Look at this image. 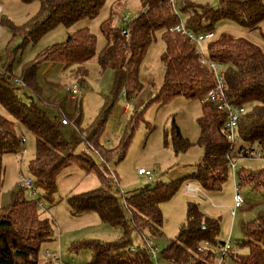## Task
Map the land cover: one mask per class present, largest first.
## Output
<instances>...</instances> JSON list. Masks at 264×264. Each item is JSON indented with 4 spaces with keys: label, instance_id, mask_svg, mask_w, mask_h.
Instances as JSON below:
<instances>
[{
    "label": "trees",
    "instance_id": "trees-1",
    "mask_svg": "<svg viewBox=\"0 0 264 264\" xmlns=\"http://www.w3.org/2000/svg\"><path fill=\"white\" fill-rule=\"evenodd\" d=\"M36 1L39 2V12L27 23L21 26L9 23L13 34L36 40L57 25L69 27L83 18L98 16L105 3V0ZM140 3L141 9L129 22L106 26V41L96 54L101 70L111 68L114 71L112 88L95 121L88 129L79 132L87 147L94 149L100 157V164L94 163L86 152H74V146L62 133L64 124L61 120H67L59 113L63 110V101H43L37 81L39 65L49 62L61 63L62 68L80 82L86 78L85 63L95 54L96 42L94 33L87 26L77 27L62 42L37 52L22 64L16 77L11 73L12 63L7 69L0 70V108L3 111L0 112V192L3 155L22 147L24 131L34 136L35 153L27 166L34 185L36 183L44 194L55 190L58 173L69 165L72 157L88 163L87 168L97 173L100 186L69 194L67 198L71 211H94L102 221L122 229L121 236L112 242L76 244V249L88 247L91 250V264H157L150 258L145 241L162 234L160 202L168 199L181 183L195 184L205 192L218 191L227 178L231 157H247L246 152L241 150L245 147L264 153V52L261 47L225 32L216 37L214 34L204 43L206 59L223 65L227 99L232 104L245 107L238 122L241 144L234 150L223 133L225 114L218 111L213 103L202 102L213 86L211 72L199 61L188 38L169 30L179 23L195 32L214 30V24L222 18L242 27L255 28L264 20V0H217L215 6L183 2L179 9L185 13L184 22L171 9L168 0H140ZM108 20L110 17L103 23ZM156 31H160L164 44L160 54L163 81L157 97L167 99L181 95L200 101L196 143L203 148V152L194 170L182 178L168 182L157 180L122 192L114 173L107 167V161L122 156L131 132L123 134L122 145L115 148L105 147L100 141V133L118 91L125 89L126 95H130L141 89L138 80L140 61ZM10 75L19 82L9 79ZM20 88L38 95L40 102L32 96L23 99ZM63 113L77 123L78 115L65 114L64 110ZM169 131L174 152L191 146L192 143L174 122ZM236 181L238 186L264 189V164L255 169L240 168L236 171ZM38 197L28 198L20 188L11 194L6 206H0V264H51L50 260L42 262L38 259L40 245L51 241L54 235L50 221L41 218L38 213ZM218 229L217 218L205 215L197 203L188 201L178 233L166 242L158 257L160 254L169 264H207L214 251L207 246L203 250L198 248L216 244ZM132 230L143 235V243L136 247L131 243ZM241 231L242 237L228 251L231 264H264V210L256 218L242 222ZM243 247L247 248L245 254L238 252Z\"/></svg>",
    "mask_w": 264,
    "mask_h": 264
},
{
    "label": "rangeland",
    "instance_id": "rangeland-1",
    "mask_svg": "<svg viewBox=\"0 0 264 264\" xmlns=\"http://www.w3.org/2000/svg\"><path fill=\"white\" fill-rule=\"evenodd\" d=\"M183 2L214 6L217 4V0H175L174 12L182 22L185 13L179 7ZM140 4V0H105L98 16L83 18L69 27L57 25L33 40L30 37L23 39L20 34H13L9 23L15 26L27 23L39 12V2L0 0V70L7 69L12 63L11 73L15 77L20 74L23 63L32 59L42 49L62 42L67 34L77 27L87 26L94 33L95 54L85 63L87 75L82 82L62 68L61 63L50 62L39 65L37 81L40 98L43 101L50 103V100H62L65 114L69 113L75 117L78 115L79 119L74 123L72 118L64 115L63 110H59L61 118L68 120V125L64 124L62 127V133L74 146L75 153L86 152L96 164L101 163L100 157L94 149L87 147L82 141L79 131L88 129L104 107L112 88L114 75L111 68L100 69L96 54L106 41L104 36L106 26L124 23L121 17L125 14H128L129 19H133L141 9ZM109 17L110 20L103 23L104 19ZM214 26L215 37L221 32L242 37L260 46L264 52V20L255 28H247L235 24L230 19L222 18ZM163 48L160 31H156L154 39L149 43L140 61L138 80L141 89L139 92L129 93L130 95H126L125 89L118 91L100 133L102 144L107 148H115L119 144L122 145L123 134L131 132L122 156L107 161V167L114 173L122 192L132 191L157 180L168 182L182 178L194 170L202 156L203 148L196 143L199 132L197 118L201 114L200 101L197 98L181 95L167 99L157 97L163 81V67L160 62ZM73 84L79 88V92L71 97L69 89ZM19 91L23 99L27 100L32 96L35 101H39L35 93L25 88H20ZM45 102L43 104L46 105ZM0 112H3L1 108ZM172 122L192 143L184 151L174 152L172 148L169 134ZM23 139L21 148L3 155L0 206H6L10 202L11 194L20 190L22 177H32L27 164L34 156L35 140L34 136L26 131L23 132ZM257 153L249 157H236L233 163H229L227 178L220 190L205 192L199 189L198 191L191 186L187 189L186 184L181 183L168 199L160 202L162 234L153 239L158 253L162 251L166 242L178 233L185 218L188 201L197 203L205 215L217 218L218 242L230 240L234 244L242 237L241 223L256 218L264 210V189L239 186L238 192L244 201L231 214L237 182L236 171L240 168L261 167L264 164V158L261 157L263 153L260 152L261 156ZM87 167L88 163L85 164L79 158L72 157L69 165L58 173L55 190L47 195L35 183L39 196L38 213L41 218L50 221L54 234L51 241L40 245L38 259L42 262L50 260L51 264H91V250L88 247L76 249L75 246L93 241L112 242L122 234L119 226L102 221L94 211L77 213L71 211L67 198L69 194L100 186V179L95 170ZM139 168L149 170L151 177L138 174ZM130 235L133 247L143 243L142 234L132 230ZM216 244L208 245L210 251L216 249ZM238 252L245 254L247 248H240ZM216 263V256L213 255L207 264ZM157 264L169 263L159 254ZM227 264H231L230 259Z\"/></svg>",
    "mask_w": 264,
    "mask_h": 264
},
{
    "label": "built area",
    "instance_id": "built-area-1",
    "mask_svg": "<svg viewBox=\"0 0 264 264\" xmlns=\"http://www.w3.org/2000/svg\"><path fill=\"white\" fill-rule=\"evenodd\" d=\"M171 9L175 11V0H168ZM1 12V8H0ZM123 22H129L131 19H129L128 14H125L121 17ZM170 31L178 32L181 35L188 38V40L191 42V44L194 46L195 53L199 56V61L206 65V67L209 69V71L212 74L213 77V86L206 92L204 97L202 98V102H211L215 105L216 109L218 111H221L225 114V122L223 125V133L225 135L226 140L230 144V146L235 150L240 144L241 139L238 135V122L245 112V107L240 105L232 104L226 96V84L223 78V65L218 61H209L205 57L204 53V43L208 40L212 39L214 36L213 30L208 31H191L184 27L182 23L176 24L172 26ZM9 79H11L14 82H19V80L12 75L9 76ZM71 97H74L78 92L79 88L73 84L69 89ZM126 109L124 110V112ZM61 122L63 124H68V120L62 119ZM241 150H244L248 156H251L258 152L257 154L260 155V150L255 148H243ZM263 153V152H262ZM237 157V156H236ZM236 157H231L229 160V163H233L236 159ZM264 158V153L263 156ZM233 166V164H232ZM137 173L140 175H145L148 178L151 176V172L149 170H145L143 168H139L137 170ZM20 185L22 190L24 191L25 195L28 198L36 199L37 198V192L36 188L33 182V178L31 176H24L22 177L20 181ZM193 186L191 184H186L187 189ZM194 189L199 191V188L197 185H194ZM239 186L235 185V196H234V206L230 209L231 214L234 213L235 208L239 207L241 203L244 201L241 194L238 192ZM145 246L150 253V258L153 261H157L158 258V249L157 245L155 244L154 240L152 238H147L145 241ZM208 247L207 244H205L204 247H199V250H203ZM234 245L230 242V240H226L223 242H220L216 245V249L214 250V255L216 256L217 263L216 264H227L228 261V251L233 248Z\"/></svg>",
    "mask_w": 264,
    "mask_h": 264
},
{
    "label": "bare ground",
    "instance_id": "bare-ground-1",
    "mask_svg": "<svg viewBox=\"0 0 264 264\" xmlns=\"http://www.w3.org/2000/svg\"><path fill=\"white\" fill-rule=\"evenodd\" d=\"M193 189L195 188L194 186H191Z\"/></svg>",
    "mask_w": 264,
    "mask_h": 264
},
{
    "label": "crops",
    "instance_id": "crops-1",
    "mask_svg": "<svg viewBox=\"0 0 264 264\" xmlns=\"http://www.w3.org/2000/svg\"><path fill=\"white\" fill-rule=\"evenodd\" d=\"M191 184V183H190ZM191 185H195V184H191Z\"/></svg>",
    "mask_w": 264,
    "mask_h": 264
}]
</instances>
